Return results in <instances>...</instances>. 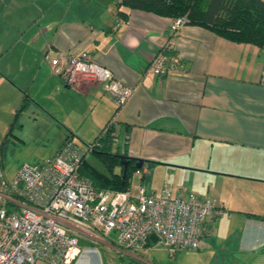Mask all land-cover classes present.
<instances>
[{
  "label": "crops",
  "instance_id": "1",
  "mask_svg": "<svg viewBox=\"0 0 264 264\" xmlns=\"http://www.w3.org/2000/svg\"><path fill=\"white\" fill-rule=\"evenodd\" d=\"M31 1L38 5L37 17L0 20V32L1 26L16 28L14 35H0V158L17 115L31 103L64 124L65 139L98 131L94 141L112 118L113 142L121 141L125 155L142 159L148 172L159 164L192 178L189 191L222 207L221 215L203 224L202 243L194 251L201 264H264V48L191 24L173 35L171 17L118 9L117 0ZM167 42L176 68L158 77L149 65ZM83 51L134 89L118 110L105 83L67 85L53 72L51 57ZM88 106L93 113L84 119L77 110ZM149 177L140 183L155 192L147 189ZM213 183L235 190L212 192ZM244 199L254 203H240ZM224 209L231 212L227 217ZM108 235L95 244L81 239L82 250L96 252L99 246L139 259L116 243L115 234L112 240ZM80 257L73 264H84Z\"/></svg>",
  "mask_w": 264,
  "mask_h": 264
},
{
  "label": "built area",
  "instance_id": "2",
  "mask_svg": "<svg viewBox=\"0 0 264 264\" xmlns=\"http://www.w3.org/2000/svg\"><path fill=\"white\" fill-rule=\"evenodd\" d=\"M186 21L184 16L172 20L173 35ZM172 47L165 43L152 58L149 71L155 76L175 70ZM49 60L67 85L105 83L118 109L134 91L85 51L61 52ZM97 145L88 143L83 151L66 139L57 153L22 164L12 178L6 177L0 162V264H73L82 253L81 239L95 244L110 233L125 249L142 248L151 234L171 255L200 248L204 222L221 215L222 207L185 188L161 194L148 192L142 182L126 190L98 188L79 174L83 158ZM147 173L143 166L136 168L129 181Z\"/></svg>",
  "mask_w": 264,
  "mask_h": 264
},
{
  "label": "rangeland",
  "instance_id": "3",
  "mask_svg": "<svg viewBox=\"0 0 264 264\" xmlns=\"http://www.w3.org/2000/svg\"><path fill=\"white\" fill-rule=\"evenodd\" d=\"M11 9H16L17 11H11ZM26 13L30 17L29 19L33 18V15L34 18L37 17L39 14L38 5H34L31 0H0V20L9 21L10 19L18 18L19 15L21 16V14ZM5 26H1L3 27L2 32H0L1 38L15 34L16 28H6ZM48 69L51 72L52 68L49 67ZM45 90L46 89H43L41 94L46 93L47 90ZM32 101L33 104L36 103L34 100ZM91 108V106H88L87 109H83L82 111L81 109H78L77 113L85 119V116H90L93 113H91ZM16 119L17 121L13 127V133L8 135L7 145H4L6 148H4L5 151L3 157L0 158L1 166L3 167L4 174L7 178H12L22 164H34L46 160L55 153L57 148L63 144L65 140L64 124L52 115L43 113L37 107H33L32 103L29 104L25 110L21 111ZM78 123L80 122H77L76 124ZM81 125L83 126L84 124ZM86 126L87 125H84L82 128L86 129ZM82 132V134L76 133V137L71 136L70 138L73 139H71L72 142L76 143L81 150L85 151L87 144L93 141V138L98 131L96 133H86L84 136L83 134L85 133V130ZM117 149H119L120 153L122 152L123 148L120 140L113 142L110 147L112 153H115ZM86 159L96 168L106 170L104 164H102L98 157L92 152H87ZM166 169H168L166 166L155 164L154 168L148 172L150 177L146 183L149 191L153 190L157 194H161L163 190H172L175 192L181 188H185L189 191L190 185L192 184L190 180H192V178L188 179L173 174ZM114 171L119 172L120 165H115ZM140 180V176L133 175L130 181L131 187L138 185ZM210 189L212 192L217 190L226 194L235 190L234 187L229 184L217 183H213ZM240 203L253 204L254 201L244 199ZM240 203L235 202L233 204ZM224 213L227 217L231 212L225 210ZM224 218L225 217L220 218L219 235H221L224 227L221 222ZM113 235L114 234H110L107 238L110 239L111 236L112 240L114 239ZM152 244L153 245L136 250L129 249L131 250V253H136L140 256L136 262L128 257L126 253L127 251L116 252L115 250H109L105 247L99 246L95 247L96 252L94 250L88 252L83 249L80 254L81 257H79L82 258L83 255V258H86L84 264H201L203 262V260H200L194 255L195 249L184 248L180 249L175 255H171L168 247L161 240Z\"/></svg>",
  "mask_w": 264,
  "mask_h": 264
},
{
  "label": "trees",
  "instance_id": "4",
  "mask_svg": "<svg viewBox=\"0 0 264 264\" xmlns=\"http://www.w3.org/2000/svg\"><path fill=\"white\" fill-rule=\"evenodd\" d=\"M116 3L118 9L124 6L172 19L184 16L187 19L186 24L207 28L225 40L264 48V0H117ZM120 15L123 16L121 13ZM24 107L23 101L15 115ZM10 132L11 128L8 130ZM68 138L70 135L66 137ZM114 138L111 118L92 142L98 143L92 153L104 164L106 170L96 168L84 157L79 174L91 180L98 188L126 190L136 167L131 162L123 177V166L118 158L120 153L110 151ZM121 154L125 155V152ZM115 165H120L119 172L114 171Z\"/></svg>",
  "mask_w": 264,
  "mask_h": 264
},
{
  "label": "water",
  "instance_id": "5",
  "mask_svg": "<svg viewBox=\"0 0 264 264\" xmlns=\"http://www.w3.org/2000/svg\"><path fill=\"white\" fill-rule=\"evenodd\" d=\"M118 158L120 160V164L123 166V177L126 174L127 166L133 162L134 166L136 168H140L143 166L144 161L139 158H134L129 155H124V154H118ZM150 240H153L154 242L158 241V237L155 234L150 235Z\"/></svg>",
  "mask_w": 264,
  "mask_h": 264
}]
</instances>
